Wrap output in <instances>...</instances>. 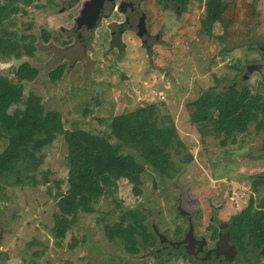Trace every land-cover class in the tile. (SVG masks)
<instances>
[{"label": "rangeland", "instance_id": "1", "mask_svg": "<svg viewBox=\"0 0 264 264\" xmlns=\"http://www.w3.org/2000/svg\"><path fill=\"white\" fill-rule=\"evenodd\" d=\"M38 4L40 8L35 6ZM17 5V13L10 17L13 24L5 22L4 26L18 36L26 33L36 39L30 47L20 48L19 59L0 56V74L11 78L10 67L22 61L38 70L33 80L22 82V100L30 92L38 95L45 110L60 112L66 129H86L112 142L115 139L108 126L111 116L145 103L163 101L161 113L168 114L176 126L174 143L169 148L175 164L168 175L147 167L139 186L140 194L133 192L129 181L118 180L116 190L102 196L92 212L79 214L76 224L58 245L51 231L52 215L57 210L54 181L62 180L59 191H65L68 168L67 146L58 135L43 150L45 157L36 173V183L13 184L14 173H7L0 181V264H142L138 258L124 254L122 245L108 241L104 234L103 225L113 223L124 210L135 207L147 210L148 221L157 222L161 230L167 217L173 221V212L180 207L193 215L198 231L204 232L209 225L226 221L232 212L247 205L250 182L255 175L264 173V155L259 149L264 132H255L260 129L253 122L246 132L238 134V141L232 146L230 143L221 146L213 134L207 135L202 143L196 125L189 121L192 107L187 103L213 85L215 78L222 85L232 82L235 72L231 65L244 61L245 57L257 58L259 55L247 48L263 45L262 35L253 34L249 40L237 37L229 42L226 53H219L207 35H198L197 30L191 29L188 37L170 44L163 43L159 36L149 52L142 48L134 54L131 47L137 48L138 41L126 35L123 50L111 53L107 41L96 42L97 27L85 52L78 45L66 48L61 42L65 36L56 28L59 25L56 20L66 14H56L59 6L43 1ZM259 15L264 18V7ZM29 22L31 27L27 28ZM170 29L168 26L161 33L169 35ZM42 30L48 32L47 39ZM257 30L264 31V24ZM132 40H136L133 46ZM235 44L240 48L231 50ZM92 56L97 59L92 60ZM59 63H64L63 73L51 81L48 71ZM245 83L254 91L253 78ZM5 144L2 139L0 152ZM126 151L127 148L122 150ZM43 171L48 172L47 181L42 177ZM262 194L264 188L254 195ZM73 239L77 243L70 248ZM251 250L252 258H245L246 263L264 264V257L254 255L257 254L254 248ZM178 263L188 264L182 260Z\"/></svg>", "mask_w": 264, "mask_h": 264}, {"label": "trees", "instance_id": "2", "mask_svg": "<svg viewBox=\"0 0 264 264\" xmlns=\"http://www.w3.org/2000/svg\"><path fill=\"white\" fill-rule=\"evenodd\" d=\"M18 2L27 5L31 0H8L0 5V56L3 58H18L20 46L28 48L30 45L23 42L28 35L17 37L4 26L5 22L13 24L10 17L18 11ZM252 4L249 0L251 16L259 14L260 10ZM216 5L217 15L208 17L203 24L207 31L213 23L218 28H225L231 22L229 17L222 16L219 1ZM232 12L235 15L236 10ZM258 19V26L263 25L264 18L258 15ZM216 39V43H220V37ZM223 49L228 50L224 45ZM10 70L11 78L0 75V141H6L0 152V181L7 173H14L13 184L36 183V173L45 157L44 148L58 135L63 137L67 146V187L65 191H59L62 180L54 181L57 210L52 215L51 231L56 244L59 245L66 232L76 224L80 213L92 212L102 196L116 190L118 180L129 181L133 192L140 194L139 186L143 184L142 175L147 167L160 175H168L173 169L175 163L169 148L174 143L176 126L168 114L161 113L163 101L145 103L111 116L108 126L115 139L112 142L106 136L86 129H66L60 112L45 110L38 95L30 92L22 100V82L33 80L38 70L28 62L13 65ZM62 73L63 65H58L48 71V78L56 81ZM218 83L219 79H216L215 85L200 91L187 103L192 107L189 121L196 125L202 143L209 134L217 137L221 146L228 140L235 142L236 136L246 132L253 122L256 129H264V102L259 96L253 97L232 86L218 89ZM177 146L181 144L177 143ZM124 148H127L126 152H122ZM41 174L47 181L48 172ZM146 216L140 207L128 208L113 223L103 225L104 234L108 241H117L126 252L136 254L142 248L155 245ZM228 230L231 239L240 245L241 253H247L246 244L258 250L263 245L264 197H250L247 205L231 217ZM76 243L73 239L69 247L73 248Z\"/></svg>", "mask_w": 264, "mask_h": 264}, {"label": "flooded vegetation", "instance_id": "3", "mask_svg": "<svg viewBox=\"0 0 264 264\" xmlns=\"http://www.w3.org/2000/svg\"><path fill=\"white\" fill-rule=\"evenodd\" d=\"M6 1L8 0L0 1V5H3ZM42 1L43 4L46 5L59 6L56 8V14L58 16L60 14H66L65 18L63 15L56 20V22L59 23L56 28L65 36L61 42L64 45L66 44V48H73L75 45H78L85 52L94 39L92 32L97 27H99L96 31L98 32V38L102 41L98 42L99 39L97 38L98 41L96 40V42L100 44L107 41L111 53H113L115 49L123 50L127 45L124 39L126 35L138 41L137 48L131 47L136 40H132L133 42L130 41L133 54L142 48L149 52L153 43L158 40L159 36L162 37L163 43L170 44L169 42L180 40L181 37H188L191 33V29L193 31L197 30L198 35H207L208 39L214 44V47H217L219 53H226L228 50H222V46L224 45L228 48L229 42L234 41L237 37H242L247 40H249L253 34H259L264 37V31L257 30V26L260 22L258 19L259 14L255 13L251 16L249 13V0H31L30 4L27 5ZM217 1H219L222 7V16L229 17L231 22L225 28H218L217 24L213 23L209 30L211 32H209L204 29L203 24L207 22L208 17L217 15L215 11ZM251 1L253 3V8L257 6V10L264 7V0ZM20 3L22 4V2H18L17 4ZM35 6L38 8L41 7L40 4ZM71 10L73 12L68 13ZM233 10H236L235 15L232 12ZM218 15H220V13ZM252 17H254L256 22H254V20L251 21ZM249 20L251 21L250 23ZM253 23L255 24L254 26ZM168 26H171V33L165 36L161 31L163 32L166 30ZM30 27L31 23L29 22L27 23V28ZM240 27L242 30H239ZM41 32L46 35L44 39H47L48 32L44 30ZM22 34L27 35L26 33ZM232 35H234V38ZM19 36L17 35V37ZM28 36L29 37L23 42H29V44L32 45V41H34L36 37L35 35ZM217 36L220 37V43L218 44L216 43ZM71 37H73V39L68 40ZM30 38H33L32 41ZM55 38L58 40V36ZM66 40L68 41L65 42ZM234 46L233 48L231 47V50L240 48L238 44ZM20 48H24V46L21 45ZM247 49H250V52L259 56L250 60L245 57L244 61H236L235 65L232 64L231 69L235 72V76L232 79L233 81H227L226 79L227 83L224 85L219 82L218 89L225 86H232L239 90L241 89V91H246L247 94L253 97L259 96L260 101L264 102V44L253 48L248 47ZM21 56L22 53L20 52L18 58L14 56H12V58L19 59ZM92 57V60L97 59L94 58V56ZM58 65H63L64 69V63H59L56 66ZM14 66H17V64H14ZM250 78H253L254 91H251L249 89L251 87L248 88V85H245V82ZM215 80L216 78L214 79L213 85H215ZM255 132H264V129ZM237 136L235 142L228 140L225 145L236 143L238 141ZM259 149L264 155V140ZM262 188H264V173L255 175L254 179L250 182L248 200L250 197H264V194H262V196L254 195L256 192L259 193V190ZM144 211L147 215V224L154 236L155 245L142 248L136 254H130L122 249L127 256L141 259H137L138 262L141 263L143 261L142 264H149V262H152V264H179L178 262L182 260L188 262V264H250L248 262L246 263L245 258L251 260L252 256H250V253L253 254L251 250L253 247L246 244L248 249L247 253H241L240 245L238 242L231 239L230 231L228 230L231 217L240 210L234 213L232 212L233 214L231 213L230 218L226 221H217L213 223V225H209L204 232L198 231L197 224L193 222V215L184 212L180 207H176V210L173 212L171 219L173 221H170V217H167V221L164 223V227L161 230L157 222H153L152 220V222L148 221L150 214L147 210ZM171 211L172 208L169 209L168 215ZM176 219H178V221H176ZM190 229L194 236L193 239L204 240L198 244L186 247L188 244L182 241ZM222 232H227V243L225 242L222 248L223 253L218 254L214 249L216 243L220 241V233ZM244 242L246 243V241ZM182 250L184 252H182ZM256 253L257 254L254 252V255L264 257V234L263 245ZM239 255L241 256L238 258Z\"/></svg>", "mask_w": 264, "mask_h": 264}, {"label": "water", "instance_id": "4", "mask_svg": "<svg viewBox=\"0 0 264 264\" xmlns=\"http://www.w3.org/2000/svg\"><path fill=\"white\" fill-rule=\"evenodd\" d=\"M193 238H194V236L192 235V232H191V229H190L189 232L185 235V237H184L182 242L188 244L186 247H190L191 245L198 244V243H200L201 241L204 240V239L195 240ZM224 239H226V240H224ZM225 242L227 243V232H224V233L222 232V233H220V241H218L216 243L214 251L216 253H218V254L223 253L222 248L224 247Z\"/></svg>", "mask_w": 264, "mask_h": 264}]
</instances>
